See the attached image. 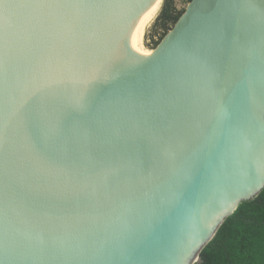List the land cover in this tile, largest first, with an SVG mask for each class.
Listing matches in <instances>:
<instances>
[{"label":"water","instance_id":"obj_1","mask_svg":"<svg viewBox=\"0 0 264 264\" xmlns=\"http://www.w3.org/2000/svg\"><path fill=\"white\" fill-rule=\"evenodd\" d=\"M0 0V264H195L264 188V0Z\"/></svg>","mask_w":264,"mask_h":264},{"label":"trees","instance_id":"obj_2","mask_svg":"<svg viewBox=\"0 0 264 264\" xmlns=\"http://www.w3.org/2000/svg\"><path fill=\"white\" fill-rule=\"evenodd\" d=\"M184 12L176 0H164L155 23L161 31L156 47ZM195 264H264V188L226 218Z\"/></svg>","mask_w":264,"mask_h":264},{"label":"rangeland","instance_id":"obj_3","mask_svg":"<svg viewBox=\"0 0 264 264\" xmlns=\"http://www.w3.org/2000/svg\"><path fill=\"white\" fill-rule=\"evenodd\" d=\"M176 3H177V6L179 9H186L190 3V0H176ZM160 12H161V10H160ZM160 12H159V14H160ZM159 14L157 15V17L159 16ZM157 17L154 19V21L152 23V38L154 41H157L159 39V36H160L159 33H161V31H159V30H158L159 32L157 33V29H155V23H156ZM199 260H200V257H199Z\"/></svg>","mask_w":264,"mask_h":264},{"label":"bare ground","instance_id":"obj_4","mask_svg":"<svg viewBox=\"0 0 264 264\" xmlns=\"http://www.w3.org/2000/svg\"><path fill=\"white\" fill-rule=\"evenodd\" d=\"M163 3H164V0H160L159 8H158V10H157V13H156L154 19L157 17V15L159 14L160 10L162 9ZM153 21H154V20H153Z\"/></svg>","mask_w":264,"mask_h":264}]
</instances>
